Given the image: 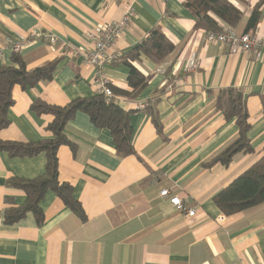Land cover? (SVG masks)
<instances>
[{
  "label": "crops",
  "instance_id": "obj_1",
  "mask_svg": "<svg viewBox=\"0 0 264 264\" xmlns=\"http://www.w3.org/2000/svg\"><path fill=\"white\" fill-rule=\"evenodd\" d=\"M226 1L242 14L232 28L246 34V23L261 0ZM127 2L133 16L111 47L113 54L123 59L154 29L174 47L161 63L141 54L129 62L147 78L136 97L112 92V100L129 113L134 155L119 157L109 131L84 112H75L64 129L74 146L61 145L56 151L57 179L71 186L83 218L48 191L39 203L40 224L32 212L9 224L5 210L24 205L26 196L7 181L42 175L46 159L44 154L10 157L0 152V264H264V202L227 216L213 201L263 155L264 55L231 53L227 46L206 42L184 0H0V67L16 66L13 55L26 71L55 64L50 80L12 88L8 125L0 130V140L33 144L49 139L52 116L32 110L35 102L64 107L97 94L95 70L79 54L68 56L43 38L14 54L6 40L38 30L83 53L92 48L91 34L119 20ZM259 12L258 24L248 33L264 39V0ZM216 21L221 29L227 26ZM191 56L197 67L186 73ZM159 68L162 74L155 73ZM128 72L122 60L102 71L111 91L130 92ZM228 87L245 97L253 151L235 154L226 166L205 167L238 134L235 122L215 109L218 90ZM136 104L145 107L136 110ZM164 189L194 209V217L163 199Z\"/></svg>",
  "mask_w": 264,
  "mask_h": 264
},
{
  "label": "trees",
  "instance_id": "obj_2",
  "mask_svg": "<svg viewBox=\"0 0 264 264\" xmlns=\"http://www.w3.org/2000/svg\"><path fill=\"white\" fill-rule=\"evenodd\" d=\"M183 4L195 20V29H201L205 33L220 32L221 26L218 25L216 19L232 28L242 17L241 12L226 0H184ZM260 4H262V0ZM260 4H257L251 12L243 33L254 30L258 24ZM173 49L172 43L159 29L151 31L123 59L119 57L113 60V62L122 60V62L129 65L127 85L131 91L126 92L113 88L112 92L115 95L136 97L138 92L146 85L147 78L143 77L129 62L135 59L138 54H141L158 64ZM12 59L16 66L0 67V130L8 125L7 112L12 105V88L16 85L25 87L41 81H48L51 79L55 68L54 63H48L33 71H26L18 56L13 55ZM215 109L226 120L235 122L238 134L236 139L207 163L205 167H210L216 163L226 166L235 154L251 153L253 151L247 138L249 123L243 94L232 87L219 89L215 97ZM32 110L38 114L52 116V121L47 126L51 138L33 144L0 140V152H6L10 157H33L44 154L46 159L45 172L30 180L13 178L7 181V186L22 190L25 193L26 200L22 206L6 209L4 221L9 224L15 223L22 219L27 212H32L37 223L40 224L43 220V214L39 208V203L48 191L55 193L67 207L80 218H83L81 207L72 196L71 186L65 183L60 184L57 179V148L61 145H68L71 148L74 146L65 137V126L72 119L75 112H84L94 125L109 131L117 155L124 158L134 155L130 141L129 113L123 111L113 100L108 101L99 94L89 98L72 100L64 107L35 102L32 105ZM149 112L153 116L151 108ZM152 120L159 130L156 118ZM213 201L219 210L227 216L256 207L264 202V148L262 157L229 186L216 194Z\"/></svg>",
  "mask_w": 264,
  "mask_h": 264
},
{
  "label": "built area",
  "instance_id": "obj_3",
  "mask_svg": "<svg viewBox=\"0 0 264 264\" xmlns=\"http://www.w3.org/2000/svg\"><path fill=\"white\" fill-rule=\"evenodd\" d=\"M124 11L119 20L112 21L106 24L104 27L99 28L94 34H91L92 48L80 53L71 44L62 41L57 36L42 34L38 30H32L27 35L17 36L15 39H7L6 43L8 48L16 54L21 48L28 42L36 39L43 38L46 42L52 45H60L63 51L68 56H75L79 54L83 58V63L92 67L95 70V76L92 79V86L96 89V93L105 97L108 101L112 100L113 94L111 89L108 87L107 81L103 77V68L110 64L113 60L118 58L120 55H115L111 51L116 39L121 35L123 30L128 26L132 16L133 8L130 3H123ZM205 41L208 43H217L223 46H227L231 53H249L254 52L257 57L264 55V39L249 33L237 34L233 28L224 26L220 32H209L205 33ZM195 68V57L191 56L186 65L185 72H190ZM157 73L160 70L156 71ZM136 110L144 108L142 104H136L133 107ZM160 196L163 199H167L169 203L179 212L185 214L188 217H194L195 210L187 208L181 199L171 193L170 190L164 189L160 192ZM223 219L218 218L220 223Z\"/></svg>",
  "mask_w": 264,
  "mask_h": 264
},
{
  "label": "rangeland",
  "instance_id": "obj_4",
  "mask_svg": "<svg viewBox=\"0 0 264 264\" xmlns=\"http://www.w3.org/2000/svg\"><path fill=\"white\" fill-rule=\"evenodd\" d=\"M187 61H188V60H187ZM186 63H187V62H186ZM196 67H197V62H196V58H195V68H196ZM195 68L193 67V70H195ZM184 69H185V67H184ZM157 70H160V72H158V73L155 72L156 74H162V73H163V70H162L161 68H159V69H157ZM157 70H156V71H157ZM193 70H192V71H193ZM192 71H190V72H192ZM190 72H186V73H190ZM144 107H145V106H144ZM218 218H222V219H223L222 216H220V217H218ZM218 218L216 219L217 222H218ZM222 221H223V220H222ZM222 221H221V222H222ZM221 222H220V223H221ZM218 223H219V222H218Z\"/></svg>",
  "mask_w": 264,
  "mask_h": 264
}]
</instances>
